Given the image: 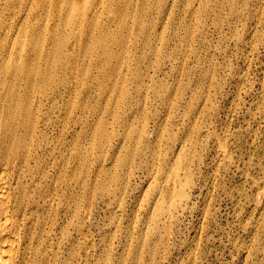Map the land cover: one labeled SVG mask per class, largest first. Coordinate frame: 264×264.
I'll list each match as a JSON object with an SVG mask.
<instances>
[{"label":"bare ground","instance_id":"6f19581e","mask_svg":"<svg viewBox=\"0 0 264 264\" xmlns=\"http://www.w3.org/2000/svg\"><path fill=\"white\" fill-rule=\"evenodd\" d=\"M227 1L216 0L218 15ZM208 7L200 1L195 11ZM152 10L151 0H0V264H58L63 252L73 264L84 195L97 193L118 207L140 166L149 171L141 201L146 217L132 248L155 252L189 208L201 160L193 170V141L166 154L174 134L149 135L141 114L145 90L173 108V99L191 88L184 78L174 87L145 84L167 42ZM231 11L238 14L234 3ZM174 51L166 54L171 62ZM199 95L193 92L188 105L193 112ZM212 136L216 158L228 161L225 137ZM140 261V254L121 259Z\"/></svg>","mask_w":264,"mask_h":264},{"label":"rangeland","instance_id":"374dc122","mask_svg":"<svg viewBox=\"0 0 264 264\" xmlns=\"http://www.w3.org/2000/svg\"><path fill=\"white\" fill-rule=\"evenodd\" d=\"M200 1L209 6L203 13L195 11ZM215 2L151 0V14L156 17L158 11L157 34L167 42L161 47L164 56L158 60L156 72L149 70L145 84L174 87L184 78L191 88L173 99V108L145 90L141 114L149 135L158 130L174 134L175 143L166 154L176 152L184 139L193 141V170L201 160L194 175L192 209L179 216L155 252L132 248L143 231L146 212L141 201L149 173L144 166L135 168L118 207L97 193L82 198L73 264H128L121 259L136 254L141 261L134 264H264V0H229L219 15ZM232 2L237 15L232 14ZM135 39L141 41L142 36L135 34ZM173 49L171 62L166 54ZM131 50L142 52L139 47ZM151 58L153 61V55ZM192 90L202 97L196 99L194 112L188 108L195 99ZM130 122L137 123L133 116ZM187 128L192 129L188 137ZM215 132L225 137L228 161L214 154L211 140ZM98 153L90 157L95 169ZM110 161L106 159L105 165ZM93 180L92 172L88 181ZM202 187L209 190L201 194ZM169 192L170 188L165 190ZM260 196V205H253ZM69 260L63 252L58 264Z\"/></svg>","mask_w":264,"mask_h":264}]
</instances>
